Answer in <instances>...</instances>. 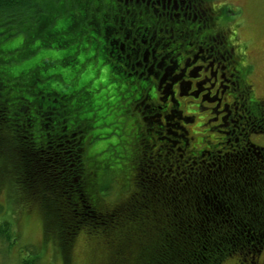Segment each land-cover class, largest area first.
I'll return each instance as SVG.
<instances>
[{
  "label": "trees",
  "instance_id": "16d2710c",
  "mask_svg": "<svg viewBox=\"0 0 264 264\" xmlns=\"http://www.w3.org/2000/svg\"><path fill=\"white\" fill-rule=\"evenodd\" d=\"M223 9L215 10L208 0H0V156L9 159L7 181L21 186L22 198L39 199L46 211L44 234L58 239L64 252L84 230L108 246L106 264H222L232 257L238 264H259L264 146L250 137L264 134V104L247 81L236 34L219 26L227 23L226 17L217 19ZM20 33L23 39L11 44ZM44 46L70 54L61 61L16 67ZM153 50L163 62L160 69L151 67ZM109 63L111 75L119 72L132 88L111 89L109 73L95 84ZM88 64L95 75L70 90ZM49 67L71 69L40 76ZM206 67L209 75H219L213 94L208 88L214 79L207 88L202 86L207 75L192 81ZM150 71H160L156 100L150 101L160 111L144 116L151 113L146 99L148 109L140 106L148 97ZM174 87L183 97L206 90L193 98L198 106L228 93L230 106L219 111H238L231 122L239 125L228 128L221 117V123L209 126L220 138L187 149L191 138L183 124L191 116L171 108L180 105ZM125 92L123 100L129 109L140 110L145 130L140 126L130 133L137 140L135 147L130 143L131 165L110 168L87 148L113 134L93 132L107 125L116 129L115 121L102 122L104 97L121 98ZM172 117L177 121L169 127ZM146 149L154 161L141 159ZM168 158L176 165H167ZM116 180L132 191L106 203L103 195ZM11 233L3 221L0 237L11 241ZM22 264L42 263L31 251Z\"/></svg>",
  "mask_w": 264,
  "mask_h": 264
},
{
  "label": "rangeland",
  "instance_id": "374dc122",
  "mask_svg": "<svg viewBox=\"0 0 264 264\" xmlns=\"http://www.w3.org/2000/svg\"><path fill=\"white\" fill-rule=\"evenodd\" d=\"M208 2L215 10L224 7L223 11L218 14L217 19L218 22H220L226 17L227 23H225V26L223 23L219 24V26L222 28L225 27L227 33L236 34L234 41L242 47V50L239 49L238 51L236 49V52L242 56L241 65L248 69L246 75L247 81L252 88L254 97L262 100L264 104V0H208ZM22 39L23 34L20 33L16 35L10 43L16 44ZM39 39L35 40L34 44H39L41 41ZM46 42L49 41L46 40ZM69 54L70 50L67 49L44 46L35 52L30 59L18 64L16 67L22 68L39 62L45 64L48 60L51 61L55 59L61 61ZM78 57L80 60L84 61V55L82 56L81 54ZM112 66L113 64L109 63L106 66L101 67L102 69L95 79V84L104 81L107 78L108 73L111 75L109 71L110 69H113ZM63 68L49 67L47 71L44 70L43 74L40 76L46 77L49 73L57 74L56 72L61 73L62 71L66 73L71 69L69 67H66V69ZM130 69L131 66H128V70ZM133 69L138 72L139 66L134 65ZM94 75L93 65H86L83 72L79 74L78 83L75 84L74 87H71L70 90H76V87L80 86L84 80L93 77ZM114 75L115 76L111 75L113 79L110 87L111 89L117 87L120 89V92H123V89L133 87V84L120 80L119 72L114 71ZM205 75H207L209 80L203 81L202 86L207 88L209 87L208 82L213 80L212 76L208 73V69L205 72H201L200 75L192 77V81L194 82L196 79L195 82H201L200 79L204 80ZM213 83L214 85L209 88L210 94H213L216 90L217 82L213 81ZM53 84L56 85V83ZM59 85H61V83H59ZM109 89L108 91H110ZM174 89L176 92L175 95L173 93L174 98L180 102V105L179 107L171 105V108L173 110L180 108L179 110L182 111L184 116H191V119L186 120L185 124H183L188 136L191 138L187 149L196 147L198 144L202 143L204 139L212 141L220 138L221 135L215 131L214 128L209 130V126H217L221 123V117L228 122V124L225 125L228 128L232 125L233 127L239 125V123L232 124L231 122V119L236 113H238V111L236 113H231L230 110L227 114L224 110L219 111L222 107V103H228L231 101V97L228 93L225 92L224 96L221 97V104H219V106L215 105L216 101L206 102L202 100L200 101L201 105L198 106L199 99L195 100L191 96L183 97L179 95L180 93L177 91V87H174ZM203 93H207V91L200 90L198 95L202 96ZM124 94L125 95L121 98L112 96L107 99L103 96L104 101L107 104L99 111V113L102 116L106 113L107 115L102 122L108 123L115 121L114 126L116 129L114 131L113 125H107L102 131L93 132L95 135L98 133H109V131L113 132V134L108 138H102V136L100 139L94 140L93 144L87 148L88 154L97 153L99 154V156L97 155L98 160H107L111 164L110 168H120L128 163L131 165L132 162H129V159L131 158L133 147H135L137 140L133 139V136L130 138V133L134 131L133 128L138 130V127L140 126V130H145L141 120L142 114H140V110L129 109L127 107V102L123 100L129 93L125 92ZM146 102L145 98H142L140 103V106L145 110L148 109V107L147 109L144 107ZM215 110L218 112L215 114L211 112H215ZM150 115L153 116L154 113L152 111L149 114L144 113V116ZM214 117H217V120H214ZM236 119H238L237 116ZM176 121L175 117L169 118L167 120L169 127H172L171 124H174ZM238 121H241V119ZM220 128L224 129L225 127ZM250 138L253 143L264 146V134H252ZM130 143L133 147H130ZM157 148L158 146H155L153 153L156 152ZM6 151L7 150L5 149V152ZM143 156L148 162L155 160L154 157H151L152 153L147 149L145 150V155L140 156L141 159H143ZM170 156L174 158L173 154H170ZM165 163L172 166L176 165V163L169 158ZM9 166V159L0 156V227L3 221H7L12 232L10 236L15 237L11 241H7L0 237V264H22V260L30 257L31 251L36 253L42 264H106L109 257L108 246L101 238H99L100 236L97 237L82 230L76 235L71 246L67 248L65 252L62 250L58 239L52 236L46 238V235L44 234V218L46 217L45 208L41 207L39 199H36L35 202L23 199L22 195L24 192L21 186L19 185L20 187H18L16 184L7 181L10 179L6 174ZM180 166L181 165L178 167ZM130 175L131 171H128L126 172L125 177L128 178ZM2 178L4 179L2 180ZM105 182H107V179ZM130 189L129 186H124L123 181L116 180L111 183L107 190L108 192L103 195V200L106 203H113L114 201L127 196L132 191ZM258 261L259 264H264V248L259 254ZM222 264H238V259L232 257L225 260Z\"/></svg>",
  "mask_w": 264,
  "mask_h": 264
},
{
  "label": "flooded vegetation",
  "instance_id": "af4514ba",
  "mask_svg": "<svg viewBox=\"0 0 264 264\" xmlns=\"http://www.w3.org/2000/svg\"><path fill=\"white\" fill-rule=\"evenodd\" d=\"M152 62H151V67H153V68H155V67H158L159 66V68L158 69H160V67H161V65H160V63H163V62H161V59H159V60H157L156 59V54H155V51L153 50V52H152ZM200 69V68H199ZM208 68L206 67L205 68V71L207 70ZM160 74V71H158V72H154V71H150L149 72V74L147 75V78H150L151 79V82H150V85L148 86V90H147V93H146V96H148V97H145V99L149 102L148 103V106H149V109L151 110V111H160V107H157L156 105H155V102H150L151 100H152V98L151 97H154V100H156V94H155V90H154V86H155V83L156 82H158V75ZM211 76H212V79H214V81L215 80H217V78L219 77V75H218V72L216 71V72H213V73H211ZM214 85V83L212 82L211 83V85H210V87L209 88H211L212 86ZM209 88H208V90H209ZM218 91H216V93H217ZM215 96H216V99H214V100H212V101H216V103H215V105H217V106H219V104H221V97L222 96H224V94H221V95H217V94H215ZM193 98H198V94H195L194 96H192ZM137 98H139V96H137ZM203 100H205L204 99V97L202 98ZM173 102H175V100L173 101ZM222 108H224V109H227L230 105H229V103H222ZM214 109V108H213ZM212 112V111H211ZM214 112V111H213ZM212 112V113H213ZM214 120H217V117H214Z\"/></svg>",
  "mask_w": 264,
  "mask_h": 264
}]
</instances>
